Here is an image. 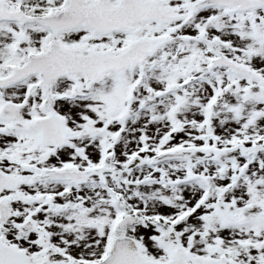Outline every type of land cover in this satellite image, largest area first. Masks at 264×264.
Returning a JSON list of instances; mask_svg holds the SVG:
<instances>
[{
  "label": "snow or ice",
  "instance_id": "1",
  "mask_svg": "<svg viewBox=\"0 0 264 264\" xmlns=\"http://www.w3.org/2000/svg\"><path fill=\"white\" fill-rule=\"evenodd\" d=\"M0 264H264V0H0Z\"/></svg>",
  "mask_w": 264,
  "mask_h": 264
}]
</instances>
